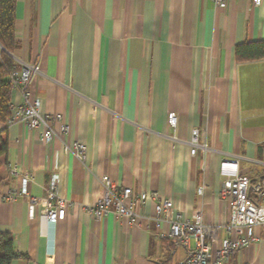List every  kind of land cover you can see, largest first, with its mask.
<instances>
[{"label":"crops","instance_id":"0c3cea01","mask_svg":"<svg viewBox=\"0 0 264 264\" xmlns=\"http://www.w3.org/2000/svg\"><path fill=\"white\" fill-rule=\"evenodd\" d=\"M11 53L16 69L36 64L27 92L48 116L68 124L66 143L86 146V160L63 140L40 139L23 122L6 128L8 151L0 182V230L25 254L10 264H175L183 258L161 237L151 202L132 206L138 222L88 211L103 192L102 176L120 187L154 189L174 213L222 223L220 162L264 179V58L237 61L236 44L264 40V0H16ZM1 49V46H0ZM22 100L15 91L11 98ZM177 117L175 130L167 116ZM197 130L200 145L190 153ZM15 168L17 173H11ZM31 173L35 203L7 193ZM71 200L63 220L49 222L52 180ZM203 186L199 195L197 188ZM264 202V198H263ZM31 204V206H30ZM242 234V228L239 230ZM223 235V233H222ZM256 239L226 264H264V224Z\"/></svg>","mask_w":264,"mask_h":264},{"label":"built area","instance_id":"2783aa9c","mask_svg":"<svg viewBox=\"0 0 264 264\" xmlns=\"http://www.w3.org/2000/svg\"><path fill=\"white\" fill-rule=\"evenodd\" d=\"M225 1L214 0L219 6H223ZM249 1L254 6H259L262 2V0ZM39 71L36 64H23L20 69H14L9 73L10 98L11 94L17 91L21 93L22 100L15 102L10 99L9 114L3 125L7 127L13 123L23 122L29 129H39L40 139L43 141H49L52 136L57 135L63 140L64 151L84 162L86 146L76 139L71 143L65 142L68 124L63 120L62 115L48 116L41 109L40 98L32 100L29 97L27 85L32 74ZM167 121L175 130L177 117L174 112L168 113ZM190 146L191 154H194L199 146L206 148V144L198 143L196 129L192 132ZM220 171L225 178L218 194L226 203L228 212L226 220L222 223H205L200 210L194 213L192 219L184 218L179 213L173 212L172 200L159 199L156 190L134 192L130 186L120 187L106 175L101 177L103 194L87 209L97 219L114 213L118 219L125 220L128 224H135L138 222V216L132 209L133 204L151 202L155 219L164 221L167 225L161 237L171 241L174 252L178 249L183 250V258L177 260L175 264H226L234 251L245 248L257 238L256 229L264 224V179L252 180L247 174L240 172L235 158L223 159L220 162ZM11 173L16 174V169L12 168ZM30 180L31 173L23 172L20 175L18 189L7 193L5 197L9 200L24 197L34 204L36 199L28 194ZM202 190L203 186L197 188L199 195L202 194ZM45 205V217L52 223L63 220L71 206L69 198L57 193L54 179L45 199ZM241 228L242 234L239 233Z\"/></svg>","mask_w":264,"mask_h":264},{"label":"trees","instance_id":"16d2710c","mask_svg":"<svg viewBox=\"0 0 264 264\" xmlns=\"http://www.w3.org/2000/svg\"><path fill=\"white\" fill-rule=\"evenodd\" d=\"M16 0H0V121L4 122L9 114L10 81L9 73L16 69L11 53L18 43L14 37V7ZM234 54L237 61L257 60L264 58V40L247 41L236 44ZM264 148V141L259 144ZM8 138L6 128L0 129V182L6 164ZM25 257L14 246L9 232L0 230V264H10L12 260Z\"/></svg>","mask_w":264,"mask_h":264}]
</instances>
